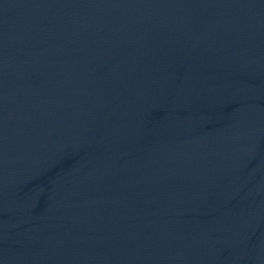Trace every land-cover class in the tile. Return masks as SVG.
<instances>
[{"label":"water","instance_id":"1","mask_svg":"<svg viewBox=\"0 0 264 264\" xmlns=\"http://www.w3.org/2000/svg\"><path fill=\"white\" fill-rule=\"evenodd\" d=\"M0 264H264V0H0Z\"/></svg>","mask_w":264,"mask_h":264}]
</instances>
